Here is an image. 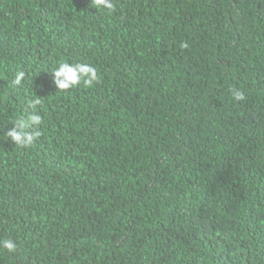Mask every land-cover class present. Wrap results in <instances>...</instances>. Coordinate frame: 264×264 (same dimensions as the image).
Masks as SVG:
<instances>
[{"label": "trees", "instance_id": "obj_1", "mask_svg": "<svg viewBox=\"0 0 264 264\" xmlns=\"http://www.w3.org/2000/svg\"><path fill=\"white\" fill-rule=\"evenodd\" d=\"M111 3L0 0V264H264V0Z\"/></svg>", "mask_w": 264, "mask_h": 264}, {"label": "clouds", "instance_id": "obj_2", "mask_svg": "<svg viewBox=\"0 0 264 264\" xmlns=\"http://www.w3.org/2000/svg\"><path fill=\"white\" fill-rule=\"evenodd\" d=\"M96 9H112L111 0H93ZM182 47H188L187 43L182 44ZM52 76V84L58 90H68L76 88L83 84L85 87L91 86L98 80L97 69L88 63L83 62H67L62 61L58 66L50 72ZM25 77V72L19 71L13 80L14 86L21 85ZM235 100L242 101L245 99V94L239 89H233ZM41 104L39 95L37 98L28 101L25 108L26 116H22L15 121V126L9 129L6 133L16 145L27 147L32 145L42 132L40 125L43 122L42 116L38 112V106ZM0 246L9 252L16 251V244L12 240H4L0 242Z\"/></svg>", "mask_w": 264, "mask_h": 264}]
</instances>
